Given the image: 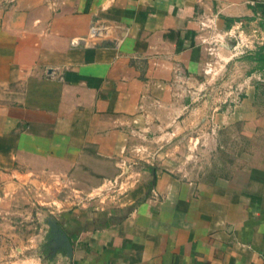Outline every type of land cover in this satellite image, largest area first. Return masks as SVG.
<instances>
[{
    "label": "crops",
    "instance_id": "0c3cea01",
    "mask_svg": "<svg viewBox=\"0 0 264 264\" xmlns=\"http://www.w3.org/2000/svg\"><path fill=\"white\" fill-rule=\"evenodd\" d=\"M237 25L261 42L230 57ZM263 43L264 0L0 1V218L75 198L69 257L25 219L0 264H264Z\"/></svg>",
    "mask_w": 264,
    "mask_h": 264
},
{
    "label": "rangeland",
    "instance_id": "374dc122",
    "mask_svg": "<svg viewBox=\"0 0 264 264\" xmlns=\"http://www.w3.org/2000/svg\"><path fill=\"white\" fill-rule=\"evenodd\" d=\"M31 194H33V213L32 216H28L26 218L23 214V216L20 215H15V216H10L8 215L5 218H0V236H2L1 232H8L10 229L9 226L10 224H13L12 222L16 223L19 225L21 224L24 226L26 224V220L28 219L27 223H33L32 229L33 232L35 233V237L33 240H31L29 243H31L34 247H36V244H38V237L36 234L41 233V229L45 228L46 225H49V221H54V215L59 214V210L63 209L65 207L71 206L72 203L75 202V198L73 196L74 192L72 187L69 185H64L59 180L55 178H51L50 181L47 184L39 185L38 187H34ZM30 190H27L28 193H30ZM103 192V191H102ZM78 200V198H77ZM24 203V202H23ZM21 204L22 207L24 208L25 205ZM30 225V226H31ZM34 226V229H33ZM7 242L3 240L2 243V255H6L7 251L9 248H5L4 245H6ZM12 249L9 250V253L12 255L16 256L17 249L15 250L14 247H11ZM14 256H10L13 258H16ZM5 261H8L7 258H2L1 263L2 264H10L9 262L6 263ZM18 263H21L18 261ZM16 264V263H13ZM23 264V263H21ZM28 264V263H24Z\"/></svg>",
    "mask_w": 264,
    "mask_h": 264
},
{
    "label": "built area",
    "instance_id": "2783aa9c",
    "mask_svg": "<svg viewBox=\"0 0 264 264\" xmlns=\"http://www.w3.org/2000/svg\"><path fill=\"white\" fill-rule=\"evenodd\" d=\"M3 2L11 3L13 0H0ZM104 27L101 25H96L91 23L88 27V32L83 37H77L70 39V44L75 46L80 43L86 44L89 43L99 36L102 35ZM209 42L211 44H223L226 43L229 47L230 57H236L246 52L250 51L255 45H258L261 42V39L256 38L255 30H252L249 33L244 32L239 25L235 27H230L221 34H214L210 37ZM257 79L264 81L263 76H257Z\"/></svg>",
    "mask_w": 264,
    "mask_h": 264
},
{
    "label": "water",
    "instance_id": "95a60500",
    "mask_svg": "<svg viewBox=\"0 0 264 264\" xmlns=\"http://www.w3.org/2000/svg\"><path fill=\"white\" fill-rule=\"evenodd\" d=\"M48 224L53 229L55 228L54 230H56V232H55L56 238L54 241H51V245H53V244L63 245L66 248V253H67V256L69 257L71 254V245H70L68 238L64 234L57 233V231H59V230H58V228H56L55 221H53V220L49 221Z\"/></svg>",
    "mask_w": 264,
    "mask_h": 264
},
{
    "label": "trees",
    "instance_id": "16d2710c",
    "mask_svg": "<svg viewBox=\"0 0 264 264\" xmlns=\"http://www.w3.org/2000/svg\"><path fill=\"white\" fill-rule=\"evenodd\" d=\"M252 58L255 60L260 66H264V43L256 48V50L252 53Z\"/></svg>",
    "mask_w": 264,
    "mask_h": 264
}]
</instances>
